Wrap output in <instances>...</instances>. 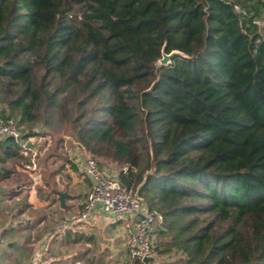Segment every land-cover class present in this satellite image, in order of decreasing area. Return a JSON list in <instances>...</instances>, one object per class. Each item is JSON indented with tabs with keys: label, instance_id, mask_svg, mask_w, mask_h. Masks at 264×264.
Here are the masks:
<instances>
[{
	"label": "trees",
	"instance_id": "obj_1",
	"mask_svg": "<svg viewBox=\"0 0 264 264\" xmlns=\"http://www.w3.org/2000/svg\"><path fill=\"white\" fill-rule=\"evenodd\" d=\"M162 45L185 56L158 66ZM8 118L113 162L158 215L152 252L264 264V0H0Z\"/></svg>",
	"mask_w": 264,
	"mask_h": 264
},
{
	"label": "crops",
	"instance_id": "obj_2",
	"mask_svg": "<svg viewBox=\"0 0 264 264\" xmlns=\"http://www.w3.org/2000/svg\"><path fill=\"white\" fill-rule=\"evenodd\" d=\"M42 136L44 142L31 143L25 154L18 151L0 163L7 171L0 179V264H124L128 237L123 217L94 204L85 220L71 221L90 185L82 171L84 152L63 133L62 148L53 153L52 136ZM32 152L36 168L25 172L20 162H28ZM97 161L104 164V175L116 174L113 162ZM52 190L67 193L64 209ZM150 257V262L134 264H175L177 255L152 252Z\"/></svg>",
	"mask_w": 264,
	"mask_h": 264
},
{
	"label": "built area",
	"instance_id": "obj_3",
	"mask_svg": "<svg viewBox=\"0 0 264 264\" xmlns=\"http://www.w3.org/2000/svg\"><path fill=\"white\" fill-rule=\"evenodd\" d=\"M255 23L261 25L257 20ZM26 133L27 135L24 136L25 134L19 130L13 119H0V139L11 138L19 146L18 151L23 154L30 150L29 146L25 145L26 142L35 146L36 143L45 141V137L40 135L36 128ZM33 157L34 152L29 156L28 162H20V168L25 172L35 170ZM122 170L125 171L126 167ZM82 171L90 179V185L80 210L71 217V221L85 220L91 207L99 204L103 212L117 214L124 219L123 227L128 237L127 259L124 264H134L136 261L141 262L142 258L150 257L152 245L149 235L153 231L157 213L147 209L132 189L123 187L116 174L101 173L94 159L85 156ZM29 175L31 176V173ZM35 178L36 175L31 176V179ZM71 264L81 263L76 261Z\"/></svg>",
	"mask_w": 264,
	"mask_h": 264
},
{
	"label": "water",
	"instance_id": "obj_4",
	"mask_svg": "<svg viewBox=\"0 0 264 264\" xmlns=\"http://www.w3.org/2000/svg\"><path fill=\"white\" fill-rule=\"evenodd\" d=\"M177 55L178 56H182V57L185 56L183 53H181L178 50H171L168 53H164L163 52V45H162L161 48H160V57L156 60V64L158 66H164V65H166L169 62L170 58H172L173 56H177ZM25 145L29 146V147H32V144L29 143V142H26ZM52 193L56 197V201L58 203V206L61 209H64L65 208L64 200L67 197V193L64 192V191H57V190H52ZM141 261L144 262V263H147V262L152 261V258L151 257L142 258Z\"/></svg>",
	"mask_w": 264,
	"mask_h": 264
},
{
	"label": "rangeland",
	"instance_id": "obj_5",
	"mask_svg": "<svg viewBox=\"0 0 264 264\" xmlns=\"http://www.w3.org/2000/svg\"><path fill=\"white\" fill-rule=\"evenodd\" d=\"M59 97L63 99L65 96L63 94H61V95H59ZM66 105H67L68 108L71 107V103L69 101H66ZM37 126H38V124H34L33 127L32 126L31 127L34 128V127H37ZM24 130H26V129H22L21 132H23ZM40 130H41V128H40ZM63 130H64V132L63 131L62 132L65 135H67V133H66L67 129L66 130L63 129ZM61 135H63V134L61 133ZM52 140L54 141L53 137L51 139V142H52ZM135 151H136V153L139 156V167L136 169V171H141L142 174H144L149 169V167H148L149 155H148V153H146L139 146L135 147ZM97 166H98V168H99L101 173L104 172V168L102 167V166H104V164L102 162L101 163H97ZM115 171H116V169H115Z\"/></svg>",
	"mask_w": 264,
	"mask_h": 264
}]
</instances>
